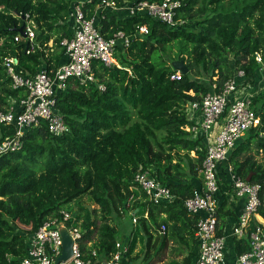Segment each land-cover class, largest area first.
<instances>
[{"label": "trees", "instance_id": "16d2710c", "mask_svg": "<svg viewBox=\"0 0 264 264\" xmlns=\"http://www.w3.org/2000/svg\"><path fill=\"white\" fill-rule=\"evenodd\" d=\"M116 1L122 6L133 0ZM99 3L0 0V110L27 94L11 87L3 58L15 56L27 75L44 67L54 71L65 56L63 38L72 36L69 24L74 5H81L92 16ZM26 14L36 22L34 49L28 39L15 40ZM103 15L98 22L107 37L119 30L131 37L127 47H117L120 65L94 60L95 82L70 79L67 88L58 93L57 108L69 132L54 134L48 121L41 119L25 131L22 148L0 154V264H21L29 235L49 218L61 217L63 211L72 212L68 224L81 225L80 246L87 257L96 249L98 257L109 259L119 242L123 261L131 257L140 240L147 257L156 249L149 256V264H155L168 252L169 222L184 215L193 220L192 236L199 247L195 225L200 215L188 212L184 202L193 196L196 183L202 185L200 169L207 148L201 136L186 129L193 124L186 106L209 92H220L239 70L245 72L238 79L240 85L259 81L264 65L256 53L264 57V0H181L176 18L186 19V24L175 28L147 13L129 15L105 9ZM199 15L197 29L189 28L188 18ZM140 25H146L149 32L141 33ZM173 48L188 66L180 79L171 78L177 70L162 55ZM253 106L261 124L237 143L226 161L236 174L262 184L264 202V164L251 154L244 155L255 141H264V93L254 95ZM16 129L1 123L0 141L12 137ZM261 150L264 152V144ZM141 171L168 186L174 197L154 202L144 192L135 195L131 188ZM83 196L98 205L99 219L93 217L97 209L90 210L86 218L73 210L72 203L80 205ZM131 196L138 219L132 238L125 236L122 241L110 222L115 212L129 209ZM162 212H168V217L162 219ZM258 214L262 221L254 218L249 232L264 222L263 205ZM162 225L167 227L165 232ZM156 230L160 240L153 243ZM248 242L236 240L238 254L250 250Z\"/></svg>", "mask_w": 264, "mask_h": 264}, {"label": "built area", "instance_id": "2783aa9c", "mask_svg": "<svg viewBox=\"0 0 264 264\" xmlns=\"http://www.w3.org/2000/svg\"><path fill=\"white\" fill-rule=\"evenodd\" d=\"M180 6L181 0H133L122 6H119L116 0H100L97 11L89 16V11L75 4L69 24L72 36L64 37L61 42L65 47L67 59L62 61L54 71L43 68L33 75H27L20 69L15 56H5L2 64L7 76L11 79V87L22 89L27 94L17 99L6 110H0V123L6 126L15 125L17 128L12 137L0 141V154L22 148V136L25 131L38 125L41 119L48 121L49 129L54 134L61 135L69 132L70 127L57 108L58 93L67 88L70 79L78 78L81 83L95 82L94 60H100L107 65H120L117 62V47L119 45L127 47L131 37L123 30L114 32L112 37H107L102 32L98 19L100 16L104 17L105 9L126 10L129 15L147 13L175 28L186 24V19L176 18ZM23 16L22 26H24L26 37L19 32L15 40L28 39V45L32 44L34 49L36 22L30 14ZM139 31L149 32L146 25H140ZM27 51L30 50L27 49ZM256 59L264 65L261 52L256 53ZM181 74L182 72L177 70L171 78L180 79ZM244 75L245 72L239 70L236 77L227 81L220 92H209L201 101L187 104L190 110L198 111L200 117L195 123L187 125L186 129L194 135L201 136L207 148L200 169L202 185L195 188L193 196L184 202L188 212L200 215L195 231L199 241V254L194 264H228L227 236L218 232L216 197L219 191L218 169L220 163L229 158L232 150L245 134L261 124V116L253 106L254 95L241 91L244 88L240 87L238 79ZM98 86L102 90L105 89L104 85ZM225 111L227 113L224 116ZM214 132L215 136L212 137ZM230 173L236 195L247 197L245 212L239 217L232 232V235L241 236L249 232L248 227L253 216L258 213L261 205L264 206L261 199L262 184L250 182L233 171ZM133 182L154 202L168 201L174 197L170 188L158 182L148 171L136 173ZM132 198L134 197L131 196L130 200ZM136 215L133 214L135 222ZM71 216L69 211H63L61 217L49 218L38 230L30 234L27 252L21 259V264H55L62 251L63 240L60 226H66L74 239L73 256L68 262L60 264H121L124 253L119 242L117 250L109 259L98 257L96 249H93L91 256L87 257L80 246L81 225L68 224ZM166 228L162 225V232H165ZM248 236L251 248L238 254L234 264H264V222L258 224L248 233Z\"/></svg>", "mask_w": 264, "mask_h": 264}, {"label": "crops", "instance_id": "0c3cea01", "mask_svg": "<svg viewBox=\"0 0 264 264\" xmlns=\"http://www.w3.org/2000/svg\"><path fill=\"white\" fill-rule=\"evenodd\" d=\"M121 12L127 13V11L125 10H122ZM50 44L52 45V42H50ZM66 59L67 58L63 56L62 61ZM261 80H264V76L262 75L259 81L254 86L257 87L260 84ZM187 108H188V116L189 118H191L193 123H195V121H198L200 117L199 112L190 110L189 107ZM214 136H215V132L212 134V137ZM243 139L246 140L247 138L245 137ZM243 139L241 141H244ZM203 141L205 142V140ZM232 171L235 172L234 167L229 160L228 161L225 160L220 163L218 169L219 191L216 194L217 203H218V219H219L218 232L221 231V234L227 236L226 257L228 264H234L235 262L234 259L238 255L235 248L236 240L247 239L249 241V236H248L249 232L241 236L232 235L233 229L235 225L238 223L237 221L239 220V217L245 212V207L247 204L246 196H237L235 193L231 181L230 172ZM196 188H199L197 183H196ZM168 214H169L168 212H162L160 217L162 219L167 218ZM254 218L260 222L262 221V217L258 213L253 216L252 220ZM192 227H193V220L190 218V216L187 215L181 216L175 223L169 222V232H168L170 236L169 249L167 254L164 256V258H162V260L160 261L155 262V264H175V263L181 264L183 262L184 264H193L196 258L198 257L199 248L197 242L194 241V238L192 236V230H191ZM159 240L160 238H156V240H154L153 243L155 242L157 243L159 242ZM248 243H250V241ZM142 249H143V245H142ZM142 249L140 248L138 250L135 248L134 250L135 252L134 251H133L134 253L132 252L131 257H135V259L138 258L137 256L142 255L144 252V249L143 252H141ZM155 250L156 249H152L148 257L154 254ZM139 252L141 253L138 254ZM144 256L147 257L146 252L144 253ZM129 258L130 257L123 259L121 264H129L130 262L135 260V259L131 260Z\"/></svg>", "mask_w": 264, "mask_h": 264}, {"label": "rangeland", "instance_id": "374dc122", "mask_svg": "<svg viewBox=\"0 0 264 264\" xmlns=\"http://www.w3.org/2000/svg\"><path fill=\"white\" fill-rule=\"evenodd\" d=\"M129 2L125 3L124 5H127ZM122 11V10H121ZM126 11V10H125ZM202 15H199L195 18H192V19H189L188 18V22L190 23V26H188L189 28H194V29H197V25H196V21L201 17ZM117 55L120 53V50L117 49ZM162 55L163 57H165L168 62H173L174 60H177L179 58H177V49L173 48L171 51H168V52H162ZM232 55L228 54V58L231 60L232 58ZM117 59L119 63L122 62V60L120 61L121 57L117 56ZM263 74L262 76H264V68L262 70ZM241 88H244L242 89L241 91H243L244 93H247V94H251V95H255V96H258V95H261L262 93H264V80H261L260 84L255 87L254 85L252 84H249L247 83V85H240ZM1 124V123H0ZM1 136V134H0ZM248 136V133L245 134L244 137L247 138ZM263 144H264V141H261V140H257L255 141L253 144H252V149L250 151H248L247 153H245L244 155H249L251 154L252 157H254L255 159H257L259 162L263 163L264 164V152L262 149L263 147ZM245 156H243L242 158H244ZM135 195H142L143 194V191L136 185V186H133L131 188ZM138 198V197H137ZM134 200V199H133ZM133 200H131L129 202V209L127 211L125 210H122L120 211V213H114L112 216V220H111V225L114 226L117 230V236L120 237V239L123 241V238H129L131 239L132 238V229L135 228V221H134V217H133V214L136 215V212H135V203L133 202ZM80 205L77 204V202L75 201L74 203H72V208L74 211H78V212H82L84 218H86L87 216H89V212L90 210L92 209H97L96 213L93 214V217H97L98 219L100 218V214L101 212H99V208H98V205L95 204V202L89 197V196H83L80 198ZM84 207V209L82 210L81 207ZM135 212V213H134ZM72 213V212H71ZM138 215V214H137ZM136 215V218L138 219ZM82 222V220H80ZM80 222V223H81ZM133 222V223H132ZM132 230V231H131ZM154 234H155V237L156 238H159V235H158V231H154ZM128 236V237H127ZM120 240V241H121ZM130 241V240H129ZM129 241L126 243V247L129 246ZM143 242L142 241H138L137 242V246H136V249H142V245ZM135 252V251H134ZM133 252V253H134ZM141 252H143V249L141 250ZM141 252H139L138 254H140ZM138 258L135 259V257H130L132 259H135L133 260L132 262H130L129 264H149L150 262V258L149 257H145L144 256V252L142 255H139L137 256ZM129 258V259H130Z\"/></svg>", "mask_w": 264, "mask_h": 264}, {"label": "water", "instance_id": "95a60500", "mask_svg": "<svg viewBox=\"0 0 264 264\" xmlns=\"http://www.w3.org/2000/svg\"><path fill=\"white\" fill-rule=\"evenodd\" d=\"M17 31L20 32L24 37H26L24 26L17 28ZM172 66L174 69L180 70L182 73H186L188 71V66L182 59L174 60L172 62ZM247 180H250V177H248ZM59 230L63 240L62 251L57 257L55 264H60L61 262H68L73 256L74 239L72 235L69 233L66 226H60Z\"/></svg>", "mask_w": 264, "mask_h": 264}]
</instances>
